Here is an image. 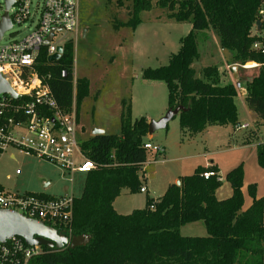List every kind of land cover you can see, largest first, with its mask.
<instances>
[{
    "label": "trees",
    "instance_id": "trees-1",
    "mask_svg": "<svg viewBox=\"0 0 264 264\" xmlns=\"http://www.w3.org/2000/svg\"><path fill=\"white\" fill-rule=\"evenodd\" d=\"M263 1L115 0L119 6L129 2L127 24L132 27L141 23L142 11L153 8L165 9L168 18L191 25L167 64L147 67L141 74L143 79L166 84L167 108H185L176 115L182 135L201 132L208 124H238L237 88L224 79V70L210 65L197 76L192 67L199 56L197 32L204 29L214 31L220 47L231 53L230 64L258 63L257 74L245 83L244 101L264 121V54L252 50L250 36ZM35 69L48 75L60 108L69 110L74 103L78 121L89 82L86 77L74 78L72 40L64 43L56 61H48L42 47ZM147 127L144 116L131 119L130 105L123 101L118 134L90 135L79 141L81 152L96 167L85 173L81 194L73 197L70 227L72 235L88 234L90 239L74 248L42 246L27 264H264V196H256L255 185L249 184L251 203L242 209V164L224 174L231 187L227 198L215 195L221 184L218 168L198 165L192 173L180 176L178 185L168 184L157 199L146 196L144 207L127 214L115 211L113 201L124 188L136 193L142 187L139 172L149 150L143 146ZM257 146V161L264 167V143ZM206 170L217 174L204 178ZM196 221L203 222L206 235L180 234L182 225Z\"/></svg>",
    "mask_w": 264,
    "mask_h": 264
},
{
    "label": "rangeland",
    "instance_id": "rangeland-1",
    "mask_svg": "<svg viewBox=\"0 0 264 264\" xmlns=\"http://www.w3.org/2000/svg\"><path fill=\"white\" fill-rule=\"evenodd\" d=\"M32 3L33 9L36 0ZM3 9L4 0H0V15ZM129 9V2L119 6L115 0H78V27L65 34L66 39L73 42L74 78L86 77L89 82V93L79 109V141L90 136L94 128L106 134H118L123 101L130 105L131 119L145 116L149 121L156 120L164 109L167 110L166 84L143 79L142 70L167 64L191 25L168 18L165 9L153 8L142 11L139 14L141 23L132 27L127 24ZM27 25H13L4 33L1 42L21 38L31 28ZM197 48L199 56L192 63L197 76L202 68L214 65L219 72L224 70L225 80L231 77L228 76L230 72L227 75L231 53L222 50L212 30L197 32ZM237 72L243 87L258 71L238 67ZM240 93L238 90L235 104L238 121L248 126L246 130L234 133L232 124H208L203 132L182 135L178 116H175L167 128L155 130L149 138L146 136L154 144L163 145L166 152L155 155L148 150L147 161L139 172L142 186H146L148 192L130 193L124 188L118 199L131 203L124 214L144 207L146 196L157 199L168 183L192 173L195 166L211 162L220 170L221 184L215 192L218 199L229 196L230 184L224 174L238 164H242L244 173L242 209L251 202L249 184L255 185L256 196L264 195V167L257 161V145L264 142V123L248 110ZM253 128H256L254 132ZM253 133H259L254 142H243L241 135L251 139ZM10 152L15 158H9ZM84 177V173H68L55 163L14 148H9L0 158V182L11 192H41L51 196L68 193L77 197L81 194ZM44 181L47 182L45 186ZM179 231L182 235H206L201 221L184 224Z\"/></svg>",
    "mask_w": 264,
    "mask_h": 264
},
{
    "label": "built area",
    "instance_id": "built-area-1",
    "mask_svg": "<svg viewBox=\"0 0 264 264\" xmlns=\"http://www.w3.org/2000/svg\"><path fill=\"white\" fill-rule=\"evenodd\" d=\"M32 4V0H13L7 9L10 28L15 24L28 23L27 27H31L28 32L19 39L2 43L8 28L0 37V75L17 94V97H12L0 93V158L9 148H14L26 155L55 163L68 173L85 174L96 165L80 150L74 103L69 110L60 108L50 90L48 75L40 74L35 69V58L42 47L48 57L58 45L63 48L68 40L65 36L67 32L76 31L78 0H36L33 9ZM4 10L5 6L2 14ZM50 33L52 37L45 43ZM250 36L253 38L252 50L264 54V1L257 10ZM237 64L242 69L258 66L254 61ZM64 74L62 70L61 75ZM247 127L246 124L238 123L234 130ZM143 146L154 153L163 150L161 145L148 141ZM15 173L18 174L19 170ZM216 174L213 170H206L202 176L208 178ZM140 191L144 192L145 187L142 186ZM73 197L72 194L51 196L39 192L16 193L0 185V208L55 225L69 238L72 236L70 222ZM41 249V246L26 244L19 236L0 240V264H27Z\"/></svg>",
    "mask_w": 264,
    "mask_h": 264
},
{
    "label": "water",
    "instance_id": "water-1",
    "mask_svg": "<svg viewBox=\"0 0 264 264\" xmlns=\"http://www.w3.org/2000/svg\"><path fill=\"white\" fill-rule=\"evenodd\" d=\"M13 0H4L5 10L2 14L0 21V37L2 33L10 28L11 23L7 15V9L12 4ZM259 25V22L256 23ZM52 37V33L45 39V43H48ZM62 46L58 45L56 51L48 55V61H56L59 59ZM225 51V50H224ZM239 65L233 63L229 66L232 71L235 85L239 87V79L237 75V68ZM0 93H7L12 97H17V94L12 90L7 81L0 75ZM185 110L182 105H177L174 108H167L163 116L156 120L148 121L147 133L152 134L155 130L166 128L168 122L175 117L180 111ZM103 134V130L94 128L91 131V135ZM179 180L175 184H179ZM11 236H19L24 239L28 245H38L60 249L65 246L74 248L86 244L90 236L88 234L72 235L67 237L63 232L59 231L55 227L39 221L35 218H31L20 214L14 210H8L0 208V240L4 241Z\"/></svg>",
    "mask_w": 264,
    "mask_h": 264
},
{
    "label": "crops",
    "instance_id": "crops-1",
    "mask_svg": "<svg viewBox=\"0 0 264 264\" xmlns=\"http://www.w3.org/2000/svg\"><path fill=\"white\" fill-rule=\"evenodd\" d=\"M210 32H211V30H210ZM214 34H215V36H216V38L219 40V38H218V36L216 35V33L214 32V31H212ZM223 50V49H222ZM229 65L230 64H228L227 65V67H229ZM243 70H245V69H243ZM228 72H230V75H228L229 73ZM227 75L228 76H231V77H227V81H231V82H233L234 84H235V81H234V79H233V75H232V71H231V69H227ZM237 75H239L240 76V73H238L237 72ZM238 76V77H239ZM239 81H240V79H239ZM237 88V87H236ZM238 90H240V96L241 97H245V94H246V90H245V86H241V84H240V82H239V87L237 88V92H238ZM164 111H165V109L163 110V112H161L160 114H159V118L161 117V116H163V114H164ZM252 112V111H251ZM253 113V112H252ZM254 114V113H253ZM255 115V114H254ZM145 117V116H144ZM147 119V121H149L148 120V118H146ZM261 124L262 123H264V121H259ZM238 123H239V121H238ZM248 128V127H247ZM205 129V128H204ZM240 130H242V129H239V130H234L233 129V131H234V133L235 132H237V131H240ZM244 130H246V128L244 129ZM255 131L256 130V128H253L252 129V131ZM253 131V132H254ZM201 132H203V130L201 131ZM199 133V132H198ZM185 134H189V136H191V135H193L192 133H188V132H186ZM184 134V135H185ZM91 135V134H90ZM149 135L150 134H147V137L149 138ZM253 135H254V133H253ZM258 135H259V133H257V134H255L254 135V137L253 138H251V139H249V138H246L245 136L244 137H242V135H241V138H243V142H246V143H248V144H250V143H252V142H254L256 139H257V137H258ZM148 138H147V141L148 142H150V143H153V142H151V140L149 139L148 140ZM264 143V142H263ZM154 144V143H153ZM162 146V148H163V150H162V152H161V154L163 153V154H165V152H166V149H165V147L163 146V145H161ZM155 155H156V153H155ZM8 156H9V158H15V154L13 153V152H10V153H8ZM14 156V157H13ZM147 161V160H146ZM146 161H145V163H146ZM144 163V164H145ZM143 164V165H144ZM215 165V166H217L216 164H214L213 162H211V163H205L204 165H202V166H207V165ZM198 166V165H197ZM201 166V165H200ZM196 167V166H195ZM194 167V168H195ZM218 167V166H217ZM194 168H193V170H194ZM218 173H219V175H220V170L218 169ZM180 177V176H179ZM178 177V178H179ZM221 177V176H220ZM178 178H176L173 182H171V183H175L177 180H178ZM47 184V182L46 181H44V186ZM168 184H170V183H168ZM167 184V185H168ZM0 185L2 186V187H4L3 185H2V183L0 182ZM145 187V191H144V193H146V192H148V188L146 187V186H144ZM167 187V186H166ZM5 188V187H4ZM6 189V188H5ZM166 189V188H165ZM6 190H8V189H6ZM9 191V190H8ZM165 191V190H164ZM217 191V190H216ZM122 192V191H121ZM39 193H41V192H39ZM231 194V187L228 189V194ZM65 194H68V193H65ZM121 194V193H120ZM230 194H229V196H230ZM215 195H217V194H215ZM264 196V195H263ZM118 197L119 196H117V198H115L114 199V201H113V208L115 209V211L116 212H118V213H121V214H124V213H126L125 211H126V209L128 208V207H130V205H131V203H129L128 201H126V200H121V199H118ZM227 198V197H226ZM251 203V202H250ZM203 223V222H202Z\"/></svg>",
    "mask_w": 264,
    "mask_h": 264
}]
</instances>
